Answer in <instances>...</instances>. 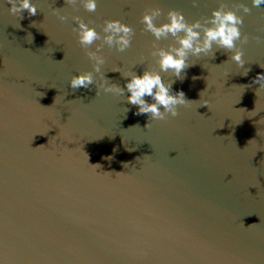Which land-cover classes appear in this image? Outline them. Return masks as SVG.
<instances>
[{
  "label": "water",
  "instance_id": "water-1",
  "mask_svg": "<svg viewBox=\"0 0 264 264\" xmlns=\"http://www.w3.org/2000/svg\"><path fill=\"white\" fill-rule=\"evenodd\" d=\"M32 3L38 14L20 20L0 0V264H264V87L253 82L264 73V5L97 0L87 12L67 0ZM221 3L244 17L245 65L214 48L189 57L182 81L162 72L192 101L178 116L148 120L126 103L130 93L97 94L104 76L124 87L122 75L159 71L153 44L175 40L144 31L147 10L163 9L157 25L172 9L203 22ZM74 17L101 34L106 20L130 25L131 47L105 45L94 72ZM88 71L91 90H73L71 77Z\"/></svg>",
  "mask_w": 264,
  "mask_h": 264
},
{
  "label": "clouds",
  "instance_id": "clouds-1",
  "mask_svg": "<svg viewBox=\"0 0 264 264\" xmlns=\"http://www.w3.org/2000/svg\"><path fill=\"white\" fill-rule=\"evenodd\" d=\"M67 3L73 7L82 4L87 12H95L98 5L97 0H67ZM7 4L11 5L10 8L8 7V12L19 17L20 20L24 19L25 12L30 17L38 14L37 6L32 3V0H7ZM192 4L197 7L199 0H192ZM261 5H264V0H252L253 7L258 8ZM236 8L242 9L245 14L251 12V8L247 4H238ZM162 14L163 9L156 7L147 10L141 19L144 31L150 32L156 41L166 40L169 36L175 40V43L170 44L167 48L153 44L151 55L157 58L159 71L147 69L142 75L133 71L130 75H122L126 79L124 87L109 83V80L104 76L103 83L96 87L97 94L100 89L118 95L130 93L126 96V103L136 106L138 110L135 114L147 115L148 120H164L169 115L176 117L179 115L181 106H188L192 102L186 98L183 91L172 93L174 81L166 83L161 75L162 72H171L173 76L182 81L185 78V70L192 66L188 62L190 56H200L202 53L207 55L212 52L214 57L217 50L232 52L230 59L243 68L245 61L242 46L248 43V36L241 30L244 17L238 15L237 11L228 9L224 3H221L218 9L213 10L212 15L205 18L203 22L196 20L189 23L181 11L172 9L167 12V22L157 25L155 21ZM59 19L66 21L68 18L60 16ZM73 19L78 24V28H73V31L76 33L81 47L85 49L89 60L93 62V70L96 73L101 72V66L105 63V58L99 54L105 45L115 48L118 52H125L131 47L135 30L120 20H106L102 27L103 34H101L81 18L74 17ZM35 24L36 22L33 21L31 26L34 27ZM98 40H102L103 43L97 45L96 50L92 51V46ZM237 41L240 42V47L237 46ZM214 48L215 51H213ZM248 71L250 69L243 75H247ZM253 82L264 87V73L258 74ZM94 84L93 71L73 75L70 80V87L73 90L81 88L91 90V86ZM43 95L45 94L43 93ZM129 110L126 107V111ZM147 126L148 123L145 127ZM41 146L43 144L38 147ZM105 159L111 160L112 157H105ZM91 165L101 167L100 164Z\"/></svg>",
  "mask_w": 264,
  "mask_h": 264
}]
</instances>
